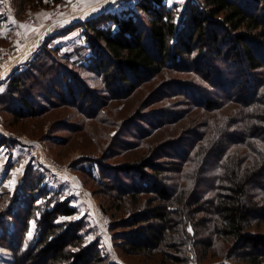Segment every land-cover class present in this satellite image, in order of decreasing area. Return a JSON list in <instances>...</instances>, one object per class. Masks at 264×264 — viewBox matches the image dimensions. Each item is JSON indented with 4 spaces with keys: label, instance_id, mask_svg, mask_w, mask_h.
<instances>
[{
    "label": "trees",
    "instance_id": "1",
    "mask_svg": "<svg viewBox=\"0 0 264 264\" xmlns=\"http://www.w3.org/2000/svg\"><path fill=\"white\" fill-rule=\"evenodd\" d=\"M122 13L104 12L72 27L83 30L91 50L88 68L103 77L113 97L128 98L165 71L199 78L166 85L176 91L153 89L155 101L165 104L151 111L146 137L180 118L171 97L182 96L186 104L207 112L238 105L246 113L239 124L226 118L212 121L206 130L200 129L202 123L190 125L179 137L151 146L134 163H99L100 177L94 180L109 200L108 208L100 205L102 213L132 211L110 223L114 247L128 256L160 258L162 264L212 259L264 264V0H190L181 25L167 0H136ZM48 51L46 58L38 56L0 83L5 86L0 110L15 123L47 115L58 100L67 107L93 102L97 107L81 113L104 121L98 94L70 71L65 59L55 58L57 50ZM62 69L66 74L58 76L60 84L45 87L48 96L33 99L41 86L38 78ZM2 124L15 133L10 124ZM6 143L15 142L0 140V145ZM143 145L138 140L130 147ZM36 169L27 167L19 191L0 192V201L11 204L14 229H5L0 243L10 249L14 264H105L100 239L85 244V221L67 220L78 213L71 199L60 197L61 190L53 192ZM76 172L90 176L84 168ZM33 220L38 233L26 245Z\"/></svg>",
    "mask_w": 264,
    "mask_h": 264
},
{
    "label": "rangeland",
    "instance_id": "2",
    "mask_svg": "<svg viewBox=\"0 0 264 264\" xmlns=\"http://www.w3.org/2000/svg\"><path fill=\"white\" fill-rule=\"evenodd\" d=\"M28 1L0 0V69L5 66V63L11 65L17 61H20V66L16 69L24 68L30 61H38L36 59L38 56H45L46 58V55L50 54L48 50H57L55 58L57 60L65 59V63H68V67L72 69L70 71H74L89 89H93L98 94L101 100L98 106L104 109L101 112L104 121L93 120L91 116H88L90 117L88 118L81 113V111L88 108L97 107L93 102H88V104L79 102L75 107H67L58 100L59 104L47 110L49 115L39 117L34 121H14L15 123L12 122L13 117L11 114L0 110V121L11 125V131L15 132L12 135L24 137L25 142H39L43 147V156L30 160L22 154L19 163H27L26 169L33 164L40 176L46 178L45 184L53 192L61 190L63 196L60 197L71 199L72 205L77 208L78 213L67 218V220L82 219L85 221L82 231L85 236V244L89 245L100 239L104 257L107 260L105 264H162L160 258L128 256L114 247L109 225L127 218L132 211L130 207L119 212L114 211V213L109 209L108 215L102 213L100 205L103 204L105 208H108L109 200L106 195L100 193L102 189L94 180L100 177L99 163L104 161L111 166L134 163L148 155L151 146L163 143L170 138L179 137L181 131L190 125H200L202 123L205 128L201 127L200 129L206 130L207 124L210 125L214 120L221 122L226 118L235 124L243 123L246 109L238 105H231L221 111L207 112L202 108L186 104L182 96L171 97L169 102H172L175 108L181 110L180 118L172 124L155 130L152 136L146 137L150 132L147 122L153 120L151 111L165 104V101H163V104L155 101V97L152 96L153 89L158 86L156 88L158 92L176 91L177 88L169 85L166 87V85L184 79L199 81V78L190 72L165 71L157 80L145 84L132 96L125 99H116L107 89L103 77L88 68L91 50L85 40L83 30L80 27L72 28L76 23L86 21L82 18L85 16L87 9L104 0H99V2L97 0H61L59 3ZM189 1L183 0L180 3L179 0H167L168 6L174 8L179 25H181L185 16ZM135 2L136 0H114L108 9L101 13L111 11L122 16V12L133 8ZM13 20L15 23H13ZM66 20L72 22H65ZM20 25L26 27H20ZM70 28L71 30H68ZM4 57H7V59L3 60ZM72 65L74 68H71ZM34 72V76H40L38 71L34 70ZM63 74H66V71L62 69L58 70L55 76H47L46 74L44 77L38 78L41 86L36 88L33 99L39 98V95L43 93L48 96L49 91L46 88L50 90L51 85L58 86V83L60 84L58 80L63 77ZM162 80L164 81L162 82ZM156 82H158V85H156ZM56 88L55 91L60 92L59 87ZM2 123L0 124L5 129ZM33 124H38V128H32ZM142 136L146 137L145 140L141 139ZM54 138L63 139L64 141L57 142ZM138 140L141 143L144 142L145 145L130 147ZM4 166V170L0 172V183L2 177L7 175L12 182H16L18 175H20V172L16 169L17 165H9V162H7L4 163ZM1 167L2 164H0ZM81 168H84L90 176L76 172ZM68 171L76 175L79 182H76V177H71ZM122 177H125V175H122ZM23 180L24 174L19 179L20 182L17 184L16 190L11 191L10 187L4 186L0 188V192L4 190L11 193L19 191ZM125 181L123 180V182ZM85 191H88L96 202L99 211L98 216L93 213V203L91 205L89 194L87 192L86 194ZM10 207V202L3 203L0 201V221L3 218L5 220L4 225L3 222H0L2 223L0 225V238L5 236V229L11 232L14 230L12 219L8 215ZM17 209L14 205L13 210ZM29 231L32 232V237L29 239L27 235L26 245H29L37 236L36 221L31 222ZM114 231L123 232V230L115 228ZM216 260H207L208 262L202 264H218L219 262ZM0 264H14L12 252L6 245L2 246L1 243ZM164 264L198 263L196 261L186 263L168 261Z\"/></svg>",
    "mask_w": 264,
    "mask_h": 264
},
{
    "label": "crops",
    "instance_id": "3",
    "mask_svg": "<svg viewBox=\"0 0 264 264\" xmlns=\"http://www.w3.org/2000/svg\"><path fill=\"white\" fill-rule=\"evenodd\" d=\"M8 66L9 65H7L5 63V66L0 69V83H2L5 80H7V78L11 74H13L15 72L16 68L18 66H20V65H18L10 75H7L5 73L6 68ZM0 89H4L3 86H1ZM2 138L6 139L8 141H14L15 143H13V144L6 143V144L0 145V164H2V167L0 168V172H2L4 170V168H5L4 163L9 162V165H13V164L17 165L16 169L19 170L20 175H18V177H17L18 180L16 182H14V183L12 182L11 178L8 177V175L7 176H3L2 180H1V183H0V188H2L4 186L8 187V188L10 187V190L14 191V190L17 189V184L20 182L19 179H21V177L23 176V174H24V172L26 170L27 163H22V162L19 163L20 162L19 158L21 157V155L22 154L25 155V148H26L25 144H24V139L25 138L22 137V136L20 137V136H17V135H12V133L8 132L0 124V140ZM30 160H32V159H30ZM18 164H19V166H18ZM22 165H23V168H21ZM68 174L71 175V177H76L78 179V177L76 175H74L73 173H70L69 171H68ZM8 178H10V179H8ZM49 185H50V183H49ZM85 193H86V191H85Z\"/></svg>",
    "mask_w": 264,
    "mask_h": 264
},
{
    "label": "bare ground",
    "instance_id": "4",
    "mask_svg": "<svg viewBox=\"0 0 264 264\" xmlns=\"http://www.w3.org/2000/svg\"><path fill=\"white\" fill-rule=\"evenodd\" d=\"M114 0H104L103 2H99L97 5H95L94 7H92V8H90V9H87V12H86V14H85V16L82 18V20H87V19H89V18H92V17H94V16H97L98 14H100L101 12H103V11H105V10H107L110 6H111V4H112V2H113ZM65 22H68L67 20L65 21ZM70 22H72L71 20L68 22V23H70ZM24 57V56H23ZM13 61V60H12ZM19 63H20V61L18 62H13L11 65H9L7 68H6V71H5V73L7 74V75H10L13 71H14V69L19 65ZM5 69V68H4ZM76 182H79V180L76 178ZM88 194H89V198H90V202H91V205H92V203H93V205H92V211H93V213L95 214V215H99V211H98V208H97V204H96V202L94 201V199L91 197V195H90V193L88 192V191H86ZM96 216V217H97ZM102 221V220H101ZM99 222V221H98Z\"/></svg>",
    "mask_w": 264,
    "mask_h": 264
},
{
    "label": "built area",
    "instance_id": "5",
    "mask_svg": "<svg viewBox=\"0 0 264 264\" xmlns=\"http://www.w3.org/2000/svg\"><path fill=\"white\" fill-rule=\"evenodd\" d=\"M7 57H4L3 60H6ZM25 155L29 159H35L44 155L43 147L39 142H25Z\"/></svg>",
    "mask_w": 264,
    "mask_h": 264
},
{
    "label": "snow or ice",
    "instance_id": "6",
    "mask_svg": "<svg viewBox=\"0 0 264 264\" xmlns=\"http://www.w3.org/2000/svg\"><path fill=\"white\" fill-rule=\"evenodd\" d=\"M97 2H99V0H97ZM179 2L182 3L183 0H179ZM13 23H15L14 20H13ZM20 27H26V26L25 25H20ZM21 168H23V165L21 166ZM17 171H19V170H17ZM13 183H14V181H13ZM189 231H191V229H189ZM28 236H29V239H31V237H32V232L31 231H29Z\"/></svg>",
    "mask_w": 264,
    "mask_h": 264
}]
</instances>
